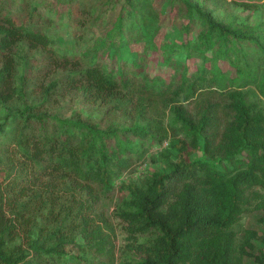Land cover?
Returning a JSON list of instances; mask_svg holds the SVG:
<instances>
[{"label": "trees", "instance_id": "obj_1", "mask_svg": "<svg viewBox=\"0 0 264 264\" xmlns=\"http://www.w3.org/2000/svg\"><path fill=\"white\" fill-rule=\"evenodd\" d=\"M119 2L92 9L77 0H0V107L36 79L45 102L79 93L133 122L103 128L41 105L12 112L0 126V264H117L114 229L95 212L91 190L110 193L147 140L160 146L166 171L120 184L116 215L129 238L151 235L128 264H264V235L235 229L254 212L264 225V112L249 100L253 91L264 99V29L226 25L200 0H170L181 38L164 46L166 58L156 44L132 49L149 35V16L137 0ZM42 6L55 19L68 16L74 37L65 47L46 31L54 19ZM246 6L264 14V0ZM128 50L133 59L123 57ZM176 53L184 63L169 62ZM164 67L169 77L153 72ZM168 106L171 125L158 116ZM56 181L69 201L51 189ZM85 190L91 201H78Z\"/></svg>", "mask_w": 264, "mask_h": 264}, {"label": "rangeland", "instance_id": "obj_2", "mask_svg": "<svg viewBox=\"0 0 264 264\" xmlns=\"http://www.w3.org/2000/svg\"><path fill=\"white\" fill-rule=\"evenodd\" d=\"M41 1V0H37ZM81 2L85 7L100 8L103 6L105 0H77ZM119 7H123L124 0H119ZM155 0H137L138 3L144 7L146 16H149L148 23L150 24L149 35L145 36L143 42L139 46H134L132 49L139 50L146 48L147 45L156 44L159 48L160 55H165L164 46L172 45L175 42L179 41V35L177 34L176 28L173 26L175 21H178L181 18L179 8L174 7L175 13L167 8L170 0H166L164 5H161L157 1L158 8L153 7ZM182 0H174L175 3H181ZM204 9L210 10L215 17L223 21L226 25L239 26V25H252L253 27L260 26L261 29H264V14L261 10L256 8H250L246 5L249 3H255L256 0H200ZM153 2V3H152ZM161 5V6H160ZM115 11L109 9L107 12L109 15L116 13ZM40 11L43 14L47 15L50 18L54 19L53 26L46 28V31L50 35H54L57 39V43L61 47H65L66 43L71 41L74 37L73 28L70 25L69 18L64 14L63 16L55 19L48 7L42 6ZM62 11V9H60ZM161 18V21L159 20ZM96 27V26H94ZM104 29V24L102 28ZM92 34H89L88 37H91ZM130 48V47H129ZM135 53H131V50H128L124 53V58L133 59ZM157 56V55H156ZM155 56V57H156ZM154 60H156L154 58ZM157 61V60H156ZM173 63H184L185 55L183 53H176ZM200 65V61L196 65H191L190 72L193 73L196 71L197 67ZM157 75H162L163 77H169L172 73L170 67H164L155 69L153 71ZM25 92L23 98L13 101L8 104L6 107H0V126L4 123H10L12 112L15 110H22L25 105H41L43 106L42 112H49L60 117H77L80 116L87 122H90L94 125L101 126L103 128H116L123 127L126 125H132L133 122L130 118L129 113H124L119 111L112 105H106L102 103H90L85 101L79 93H74L70 96H57L53 97L51 100L45 102L42 92L37 89V80L26 81ZM35 88V89H33ZM33 89V90H32ZM200 94L194 98V101L200 102ZM249 100L254 102L259 111L264 112V99L258 95L256 91L250 93ZM194 102V103H195ZM179 105H184L190 112L193 114L196 113L194 105L190 102H186L185 99L181 98L179 100ZM172 106V105H170ZM170 106L168 108L160 107V112L158 114L159 119H162L166 125H171L173 122V116L171 114ZM155 116V115H154ZM140 149L142 151V159L136 161L131 169L120 176V178L114 182V189L107 195H102L97 186L92 187V196L96 198L97 204L94 206L95 212L101 214L103 219L107 220L108 223L113 227L114 240L117 246V264H128L131 262L136 255L139 254V247L146 243V241L151 237L148 235L137 236L135 240L129 238L127 232L126 223H124L117 215L116 208L120 205L119 187L123 182H140L143 181L146 177H150L155 171H166V167L163 162L159 160V154L161 148L159 145H153L150 140L145 141L143 144H140ZM201 153H197L193 156L194 159L202 158ZM58 185L56 189L51 188L55 193H58L62 198L61 200L69 201V196L64 194V185L56 181ZM89 190V189H87ZM87 190L83 193L78 192L77 200L89 201L87 196ZM91 201V200H90ZM65 208L69 207V203L63 202ZM87 208V207H86ZM68 209V208H66ZM77 212V209H75ZM86 214H92L90 216L95 217L91 212ZM262 217V214L258 212L245 214L240 223L235 227L236 231L239 233V237L242 236L245 229L256 228L260 231V235H264V225L259 222V219ZM97 218V217H96ZM98 219V218H97ZM100 223V222H97ZM104 226V224H102ZM82 242V241H81ZM72 253H77V250L70 249Z\"/></svg>", "mask_w": 264, "mask_h": 264}]
</instances>
